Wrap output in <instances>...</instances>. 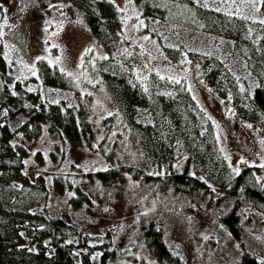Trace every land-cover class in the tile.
I'll use <instances>...</instances> for the list:
<instances>
[{"label":"rangeland","instance_id":"rangeland-1","mask_svg":"<svg viewBox=\"0 0 264 264\" xmlns=\"http://www.w3.org/2000/svg\"><path fill=\"white\" fill-rule=\"evenodd\" d=\"M111 1L121 12L122 36L140 51L132 66L138 82L145 86L150 74L183 81L211 124L231 172L239 173L245 164L260 165L258 178L264 184V131L237 114L231 97L218 96L205 81L201 67L186 53L181 56V64L169 60L161 42L146 29L154 23L143 17L134 0ZM207 3L230 18L242 17L248 38L264 45V23H259L264 21V0ZM253 22H258L259 27ZM180 27L175 31L182 44L205 49L208 37ZM0 42L9 70L16 78L38 77L40 60L56 65L69 76L71 90L45 86L39 79L31 86L40 89L49 102H71L74 91L92 98L90 119L95 133L89 144L75 146L54 137L47 125L34 139L22 134L12 139L28 150L24 169L33 185L15 181L11 191L18 190L20 195L32 199L35 210L67 219L68 241L77 247V261L80 252L88 251L92 263L98 264L109 240L116 264H171L151 251L141 233L139 219L153 215L177 264H244L243 251L264 262L263 204L256 206L243 200L238 208L240 234L233 239L219 219L231 203L219 201L216 192L194 202L171 185L169 166L146 168L145 174L150 178H135L129 172L123 180H101L92 174L109 168L134 167L144 153L135 145L128 122L102 80L98 64L106 52L78 8L60 0L49 2L45 9L37 0H0ZM229 46V41L223 42L220 49L231 54ZM185 157V152L179 150L174 166L181 165ZM40 182L45 183L46 191L38 187Z\"/></svg>","mask_w":264,"mask_h":264},{"label":"trees","instance_id":"trees-1","mask_svg":"<svg viewBox=\"0 0 264 264\" xmlns=\"http://www.w3.org/2000/svg\"><path fill=\"white\" fill-rule=\"evenodd\" d=\"M51 1L56 0H37L44 9ZM60 1L83 13L106 52L98 70L131 128L135 145L144 153L134 167L92 174L101 180H123L129 172L135 178L147 177L146 168L169 166L171 185L194 202L216 192L219 201L231 203L219 219L237 239L241 230L238 208L243 200L264 205V184L258 178L262 167L245 164L239 173L231 172L211 124L183 81L150 74L145 86L138 82L132 66L140 51L122 36L121 12L111 0ZM134 1L143 17L154 23L146 29L161 42L169 60L181 64V56L186 53L201 67L205 81L218 96L231 97L237 114L264 131V45L248 38L245 20L228 17L210 7L207 0ZM253 23L259 27L258 22ZM180 26L208 37L205 49L182 44L175 31ZM228 41L231 54L220 49L221 43ZM37 71L38 77L16 78L0 42V264H93L88 251L80 252V261L75 259L77 247L68 241L70 225L65 217L35 210L32 199L10 188L15 181L33 185L24 169L28 150L12 142L17 134L34 139L47 125L52 136L75 146L89 144L94 138L91 96L74 91L71 102H49L40 89L31 87L38 79L45 86L63 90L73 89V83L56 65L44 60L38 62ZM179 150L186 157L181 165L174 166ZM38 187L47 189L44 182ZM83 199L87 201L86 196ZM139 226L151 251L177 264L156 218L142 216ZM110 245L106 240L98 264H116L115 250ZM241 259L244 264H264L248 251L241 253Z\"/></svg>","mask_w":264,"mask_h":264},{"label":"snow or ice","instance_id":"snow-or-ice-1","mask_svg":"<svg viewBox=\"0 0 264 264\" xmlns=\"http://www.w3.org/2000/svg\"><path fill=\"white\" fill-rule=\"evenodd\" d=\"M261 23H264V21H261Z\"/></svg>","mask_w":264,"mask_h":264}]
</instances>
